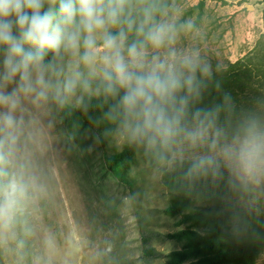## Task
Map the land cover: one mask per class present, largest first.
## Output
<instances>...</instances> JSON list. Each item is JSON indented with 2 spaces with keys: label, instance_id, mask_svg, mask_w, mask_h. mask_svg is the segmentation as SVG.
I'll return each mask as SVG.
<instances>
[{
  "label": "clouds",
  "instance_id": "obj_1",
  "mask_svg": "<svg viewBox=\"0 0 264 264\" xmlns=\"http://www.w3.org/2000/svg\"><path fill=\"white\" fill-rule=\"evenodd\" d=\"M203 40L185 0H0V251L23 264L38 149L77 114L178 184L264 196V96L234 95Z\"/></svg>",
  "mask_w": 264,
  "mask_h": 264
},
{
  "label": "rangeland",
  "instance_id": "obj_2",
  "mask_svg": "<svg viewBox=\"0 0 264 264\" xmlns=\"http://www.w3.org/2000/svg\"><path fill=\"white\" fill-rule=\"evenodd\" d=\"M187 14H196L209 54L225 65L228 86L242 102L264 96L263 0H185ZM263 4V8L262 5ZM238 75V76H237ZM90 128L74 142L59 122L38 149L36 164L46 191L30 208L32 234L26 238L23 264H144L143 239L158 255L149 264H165L182 243L167 234L187 228L213 233L212 226H192L184 216L166 210L175 193H183L190 208L211 217L229 203L264 213V196L239 200L219 191L198 193L194 186L170 182L136 152L122 184L105 158L125 147L95 137ZM212 223V220H210ZM222 233L234 230L220 225ZM51 237L52 246L45 244ZM19 253L0 251V264H16ZM184 264H199L191 259ZM255 264H264V251Z\"/></svg>",
  "mask_w": 264,
  "mask_h": 264
},
{
  "label": "trees",
  "instance_id": "obj_3",
  "mask_svg": "<svg viewBox=\"0 0 264 264\" xmlns=\"http://www.w3.org/2000/svg\"><path fill=\"white\" fill-rule=\"evenodd\" d=\"M227 76L224 73L225 86L236 95L231 86H228ZM61 124L67 129L74 142H81L88 130L95 127L79 114L64 119ZM101 140L104 145L108 142L103 138ZM136 152L135 149L125 147L122 152L105 158L106 166L122 184H130L127 175ZM165 178L170 182H176L170 176L165 175ZM194 187L198 193L209 194L213 191L224 193L222 188L209 182H202ZM166 213L171 216L183 215L184 222H190L192 226L211 225L213 233L201 232L188 226L177 233L167 234L165 236L167 240L182 243V248L171 252L165 264H184L191 259H197L199 264H255L264 251V213L251 209L244 210L226 202L221 212L213 213V216L209 217L201 211L190 208L183 193H175ZM229 222L233 224L234 230L222 233L220 225ZM143 243L144 264H149L157 259L158 255L154 249L148 247L147 238L143 239Z\"/></svg>",
  "mask_w": 264,
  "mask_h": 264
},
{
  "label": "crops",
  "instance_id": "obj_4",
  "mask_svg": "<svg viewBox=\"0 0 264 264\" xmlns=\"http://www.w3.org/2000/svg\"><path fill=\"white\" fill-rule=\"evenodd\" d=\"M260 6H262V8H263V4H262V5H260Z\"/></svg>",
  "mask_w": 264,
  "mask_h": 264
}]
</instances>
